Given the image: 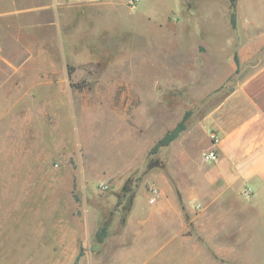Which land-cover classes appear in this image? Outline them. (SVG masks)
I'll return each mask as SVG.
<instances>
[{
    "label": "rangeland",
    "instance_id": "1",
    "mask_svg": "<svg viewBox=\"0 0 264 264\" xmlns=\"http://www.w3.org/2000/svg\"><path fill=\"white\" fill-rule=\"evenodd\" d=\"M144 2L154 18L162 3ZM116 15L93 37L75 13L85 48L57 71L0 74V264H264L221 216L235 206L189 185L207 166L206 116L264 64V0H181L160 28Z\"/></svg>",
    "mask_w": 264,
    "mask_h": 264
},
{
    "label": "crops",
    "instance_id": "2",
    "mask_svg": "<svg viewBox=\"0 0 264 264\" xmlns=\"http://www.w3.org/2000/svg\"><path fill=\"white\" fill-rule=\"evenodd\" d=\"M128 1L0 0V74L13 72L19 81L20 73H50L65 66L68 49L85 48L80 38L75 41L69 35L75 13H80V26L73 31L77 36L84 35L85 26L92 23L87 30L94 37L106 25L117 23L116 14H126L137 18V23L160 28L181 7V0H159L162 7L155 12L156 16L151 14L155 16L152 18L148 16L146 2L138 6V0L131 8ZM86 11L105 15L85 17ZM204 124L220 137L219 158L214 163L203 162L207 166L200 167L202 177L190 178V198L201 199L204 189L211 200L233 204L235 207L222 208L220 213L222 217L236 216L237 232L249 233L238 242L246 240L253 248L264 249V64L238 82L206 116ZM210 146L209 150L213 148ZM161 195L154 212L163 218L172 205L169 200H162V192ZM205 211L214 214L210 208ZM222 253L226 255L224 250ZM261 255L264 256L263 250Z\"/></svg>",
    "mask_w": 264,
    "mask_h": 264
},
{
    "label": "trees",
    "instance_id": "3",
    "mask_svg": "<svg viewBox=\"0 0 264 264\" xmlns=\"http://www.w3.org/2000/svg\"><path fill=\"white\" fill-rule=\"evenodd\" d=\"M230 4L231 7L234 8L235 7V0H230ZM232 19H234V16L232 15ZM234 61L236 66L238 67L239 65V60L237 55L234 56ZM237 71V69H236ZM185 120L182 121L177 127H175L174 130H172L170 133L166 134L152 149L151 154H155L160 148L162 147H166L169 144H171L174 140H176L180 133L183 132L185 130ZM108 234V230L107 227L103 226L101 227V229L96 233V239L98 242H103V240L105 239V237ZM81 257V253L76 257V260H79V258Z\"/></svg>",
    "mask_w": 264,
    "mask_h": 264
},
{
    "label": "built area",
    "instance_id": "4",
    "mask_svg": "<svg viewBox=\"0 0 264 264\" xmlns=\"http://www.w3.org/2000/svg\"><path fill=\"white\" fill-rule=\"evenodd\" d=\"M98 1H102V0H98ZM137 3H138V0H129L128 6L132 8V7L136 6ZM209 136H210V143L212 144L213 148L203 154L202 160L205 163H214L219 158L218 146H219V142H220V137H219L218 133H216V132L210 133ZM150 193H151V196H150L148 202L150 204H154L156 202L158 193L154 188H150Z\"/></svg>",
    "mask_w": 264,
    "mask_h": 264
},
{
    "label": "water",
    "instance_id": "5",
    "mask_svg": "<svg viewBox=\"0 0 264 264\" xmlns=\"http://www.w3.org/2000/svg\"><path fill=\"white\" fill-rule=\"evenodd\" d=\"M232 91V90H231Z\"/></svg>",
    "mask_w": 264,
    "mask_h": 264
}]
</instances>
